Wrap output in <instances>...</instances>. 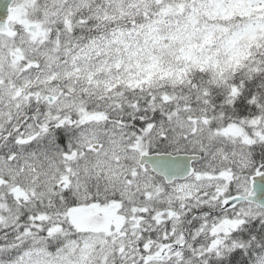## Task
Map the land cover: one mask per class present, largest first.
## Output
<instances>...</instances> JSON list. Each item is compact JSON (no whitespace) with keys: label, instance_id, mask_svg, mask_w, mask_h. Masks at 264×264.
I'll use <instances>...</instances> for the list:
<instances>
[{"label":"snow or ice","instance_id":"1","mask_svg":"<svg viewBox=\"0 0 264 264\" xmlns=\"http://www.w3.org/2000/svg\"><path fill=\"white\" fill-rule=\"evenodd\" d=\"M0 264H264V0H0Z\"/></svg>","mask_w":264,"mask_h":264}]
</instances>
